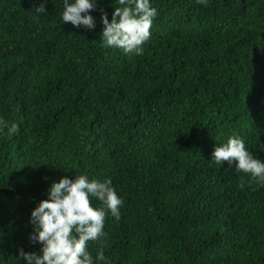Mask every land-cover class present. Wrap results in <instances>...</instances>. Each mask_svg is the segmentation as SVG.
<instances>
[{"label": "trees", "instance_id": "16d2710c", "mask_svg": "<svg viewBox=\"0 0 264 264\" xmlns=\"http://www.w3.org/2000/svg\"><path fill=\"white\" fill-rule=\"evenodd\" d=\"M39 2L0 0V118L17 125L0 131V264L39 253L30 210L81 173L123 199L109 264H264V185L211 157L239 135L264 160V0H152L141 55L100 37L114 0L93 29Z\"/></svg>", "mask_w": 264, "mask_h": 264}, {"label": "clouds", "instance_id": "9594fccd", "mask_svg": "<svg viewBox=\"0 0 264 264\" xmlns=\"http://www.w3.org/2000/svg\"><path fill=\"white\" fill-rule=\"evenodd\" d=\"M40 0L34 7L35 17L46 15L45 3ZM98 0H62V23L68 22L76 28L93 29L95 21L90 10L96 9ZM203 3L204 0H198ZM116 5L111 20L101 10L103 25L100 37L104 44L121 50L125 54L141 55L142 45L151 36L150 28L158 10L152 0H114ZM7 128L14 134L17 125L10 127L0 118V131ZM212 162L227 165L236 172L250 176L264 185V160L253 156L239 135L229 136L226 142L216 145L211 153ZM243 186V185H242ZM47 198L40 200L30 210L28 233L30 243L40 245L39 253L17 250L21 264H109L104 254L107 215L119 219L123 199L112 185L111 179L89 178L87 174L62 176L47 189ZM93 198L99 206H93ZM98 242L96 255L88 251V242Z\"/></svg>", "mask_w": 264, "mask_h": 264}]
</instances>
